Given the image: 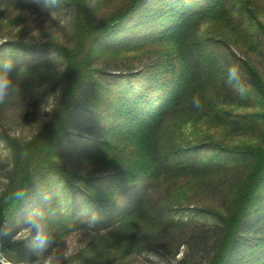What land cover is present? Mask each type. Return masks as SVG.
Here are the masks:
<instances>
[{
  "label": "trees",
  "instance_id": "1",
  "mask_svg": "<svg viewBox=\"0 0 264 264\" xmlns=\"http://www.w3.org/2000/svg\"><path fill=\"white\" fill-rule=\"evenodd\" d=\"M60 1L73 14L72 42L51 47L63 60L60 95L35 136L6 137L12 161L0 220L14 219L35 196L24 213L40 227L36 245L91 230L64 264H125L144 248L173 264H264V79L245 61L230 82L237 60L216 54L220 39L200 32L257 0H127L100 19L99 0ZM13 2L0 0V8ZM253 101L252 114L224 107ZM188 122L257 133V142L205 135L191 143L180 132ZM211 194L218 200L192 208L211 223L169 219ZM12 236L3 245L25 254L31 241Z\"/></svg>",
  "mask_w": 264,
  "mask_h": 264
},
{
  "label": "rangeland",
  "instance_id": "2",
  "mask_svg": "<svg viewBox=\"0 0 264 264\" xmlns=\"http://www.w3.org/2000/svg\"><path fill=\"white\" fill-rule=\"evenodd\" d=\"M13 6L0 8V57L11 51L14 62L12 75L19 86V96L7 103L0 105V193L6 184V176L10 169L12 153L6 137L26 141L35 136L43 127L48 113L41 116L39 105L49 95L60 91L63 70V60L51 47L57 44L68 45L73 40L72 11L60 0L52 4L50 0H13ZM127 0H99L100 6L96 18L100 19ZM23 4H22V3ZM244 15L233 14L232 19L225 23L215 25L202 24L200 32L205 37L222 39L220 35H226L228 40L213 44L216 54L230 61L237 60L239 75L241 65L245 61H251L258 67L259 73L264 79V0H257L256 5L248 11H239ZM21 43L22 47H17ZM30 48L29 50H26ZM48 47V48H47ZM257 50L255 54L254 51ZM141 63H135L133 68H138ZM231 68V66H230ZM239 78L241 76H238ZM248 80V79H247ZM246 84L240 81L234 92L241 94L242 86ZM247 87V86H246ZM56 97L52 98V104ZM254 102V101H253ZM240 103V105H225V109L234 115H246L254 113L259 106L256 102ZM239 104V103H238ZM180 132L189 141H200L205 135H209L224 144L240 145L257 142V133H233L227 127L208 128L200 122H188L182 125ZM194 142V141H193ZM204 149L207 153L210 151ZM51 185L61 198L65 193L60 184L50 179ZM204 199L218 200L215 194L208 198L196 197L188 210L169 213V219L176 222L194 221L200 223L212 222L209 218L195 214L192 210L196 205H202ZM32 203L19 212L14 219L0 220V258L4 264H64L72 255L76 254L93 237L89 229H80L72 232L67 237L57 239L51 245H36V239L40 236V227L30 225L29 216L24 212L37 201L34 196ZM29 207V208H28ZM193 208V209H192ZM13 234L14 240H30L29 250L20 253L16 248L4 246L3 235ZM141 244V242H139ZM147 246V243L144 244ZM143 245V246H144ZM7 251V256L3 253ZM156 249V248H155ZM184 246L180 247L175 259L184 252ZM165 258L159 257L148 248L140 253H135L124 261L125 264H173V259L167 254Z\"/></svg>",
  "mask_w": 264,
  "mask_h": 264
},
{
  "label": "clouds",
  "instance_id": "3",
  "mask_svg": "<svg viewBox=\"0 0 264 264\" xmlns=\"http://www.w3.org/2000/svg\"><path fill=\"white\" fill-rule=\"evenodd\" d=\"M52 4L58 3V0H50ZM14 68V62L11 58V51L8 54L0 57V105L7 103L14 97L19 96V86L12 75ZM239 76V67L232 66L228 71L229 81L231 82L234 78ZM60 95V91L57 90L55 93L49 95L39 105V112L41 116L44 113H48L49 116L46 119H50L54 112L52 98ZM95 215V214H94Z\"/></svg>",
  "mask_w": 264,
  "mask_h": 264
},
{
  "label": "water",
  "instance_id": "4",
  "mask_svg": "<svg viewBox=\"0 0 264 264\" xmlns=\"http://www.w3.org/2000/svg\"><path fill=\"white\" fill-rule=\"evenodd\" d=\"M0 264H4V262L2 261V259L0 258Z\"/></svg>",
  "mask_w": 264,
  "mask_h": 264
}]
</instances>
